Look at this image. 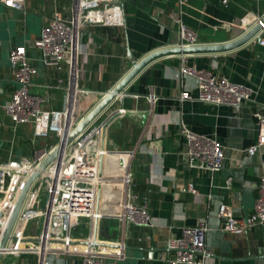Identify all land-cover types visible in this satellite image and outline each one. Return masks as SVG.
<instances>
[{
    "label": "crops",
    "instance_id": "crops-1",
    "mask_svg": "<svg viewBox=\"0 0 264 264\" xmlns=\"http://www.w3.org/2000/svg\"><path fill=\"white\" fill-rule=\"evenodd\" d=\"M72 0H26L25 10L8 7L0 1V163L31 159L37 148L58 145L59 137L37 139L32 124L15 127L5 111L17 88L10 61L11 50L27 45L28 55L38 72L32 93L44 96L45 109L63 110L67 103V71L44 65L41 51L33 42L57 12L68 8ZM124 27H95L84 33L82 42L90 52L84 58L86 76L81 87L90 91L79 98L77 114L85 116L132 69L129 50L136 60L179 43L178 26L172 18L180 15L183 22L198 35L200 44H221L244 35L249 13L264 14V0H122ZM183 63L213 71L231 82L255 88L257 103L264 106V47L249 43L220 54L172 56L147 67L105 113V120L124 111L110 127L109 149L135 151L132 162L133 180L139 203H148L153 227H138L113 219L100 224L102 242L119 245L122 257L107 264H168L174 251L168 248L171 237H181L184 227H195L207 217L210 230L207 248L212 253L209 264H264V228H254L235 235L222 231L225 220L219 217L226 205L237 219L252 213L258 196L257 185L264 169L261 157L245 159L237 151L252 147L258 139L254 106L214 105L197 100L194 78H178ZM189 91L195 99L180 100ZM155 95L156 101L149 99ZM182 125L192 131L217 139L227 147L224 168L216 173L198 171L187 166ZM103 139V130L101 140ZM101 140L99 145H101ZM48 141V142H47ZM56 141V142H55ZM264 157V150L262 151ZM112 158H115L112 156ZM123 166V162L120 163ZM232 179V189L227 181ZM193 183L196 193L185 192ZM36 223L33 225L35 227ZM85 238L86 221L75 230ZM122 248V249H120ZM35 255L5 256L1 264H37ZM54 264H64L57 258Z\"/></svg>",
    "mask_w": 264,
    "mask_h": 264
},
{
    "label": "built area",
    "instance_id": "built-area-1",
    "mask_svg": "<svg viewBox=\"0 0 264 264\" xmlns=\"http://www.w3.org/2000/svg\"><path fill=\"white\" fill-rule=\"evenodd\" d=\"M0 1L19 10H25L26 7V0ZM185 1L179 0V4L183 5ZM229 2L223 0L226 6ZM64 10L66 12H57L44 27L41 36L34 40L33 47L41 51L46 67L68 72L67 81L59 80L62 85H66L65 109H45L44 96L32 93L38 69L28 55L27 45L15 46L10 52L17 88L10 103L4 107L15 127L32 124L37 139H50L57 135L58 145L83 119L84 116L79 117L77 114L79 98L90 93L81 87V81L86 76L84 58L90 54L82 42L84 33L95 27L126 25L122 0H72L71 5ZM263 17L261 13H249L244 18L247 24L244 34L262 23ZM172 18L178 26L177 46L202 45L197 33L183 22L179 14H173ZM250 43L264 47V27ZM177 76L181 80H196L199 91L196 99L199 101L235 108L246 104L255 107L253 115L257 120V142L237 153L243 154L245 159L260 156L264 169V106L255 99L258 91L231 82L213 71L191 67L186 63L181 65ZM149 99L156 101L153 94ZM192 99L195 98L189 91L180 95L181 101ZM105 121L100 124L96 122L72 145L64 147L60 156L36 179L13 232L17 240L9 242L3 250L4 257L35 255L37 264H54L57 258H62L64 264H107L108 259L122 257V254L116 253V249L93 246L96 221H99V226L106 219L129 222L138 227L154 226L148 203H139L135 191L132 174L135 151L111 150L107 142L105 147L102 140L101 145L98 143L96 132L100 127L103 129ZM182 135L185 139L183 154L190 169L216 173L224 168L227 158L225 145L185 125H182ZM58 145L37 149L32 159L0 163V241L25 181ZM232 182L231 178L227 181V189H232ZM183 191L196 193L193 183H189ZM257 193L254 209L244 219L235 218L226 205L220 208L219 217L225 220L222 231L240 235L254 228H264V171L257 185ZM85 221L89 228L88 236L81 238L74 235ZM209 230L208 219L203 217L197 226L184 227L181 237H171L168 248L174 251V256L167 260L168 264H209L212 256L206 244ZM32 239L38 241L33 242ZM82 241L88 244L83 245L80 243ZM98 241H101L99 236Z\"/></svg>",
    "mask_w": 264,
    "mask_h": 264
},
{
    "label": "water",
    "instance_id": "water-1",
    "mask_svg": "<svg viewBox=\"0 0 264 264\" xmlns=\"http://www.w3.org/2000/svg\"><path fill=\"white\" fill-rule=\"evenodd\" d=\"M264 27V17L262 23L254 26L249 32L242 35L241 37L234 39L233 41L221 44H203L193 47H168L155 51L141 60H136L132 51L129 50V58L133 63L132 69L129 73L113 88L104 92L101 101L88 112L80 123L75 127V129L65 138L61 139L60 144L56 149L49 155V157L41 164V166L25 181L19 197L16 201L15 207L12 211L9 223L4 232V235L0 241V264L4 258L3 250H5L11 240H17L13 237V232L18 222L19 216L23 210L28 194L36 181V179L42 174L59 156L64 147H68L73 144V142L90 126L98 122L105 113L112 106V104L122 95L127 93V88L138 78V76L151 64L172 56H190V55H201V54H220L227 53L239 49L247 44H249L263 29ZM124 111L115 112L111 117L107 118L103 125V139L102 144L105 147L108 137V132L110 127L114 122L123 115ZM24 180V177H21ZM1 219V214H0ZM1 226V223H0ZM103 232L100 231L99 221H96L95 234L93 246L104 247L111 249H119V245L113 243H107L98 241V236L102 235ZM33 242H37V239H32ZM83 245L88 244V242H80Z\"/></svg>",
    "mask_w": 264,
    "mask_h": 264
},
{
    "label": "bare ground",
    "instance_id": "bare-ground-1",
    "mask_svg": "<svg viewBox=\"0 0 264 264\" xmlns=\"http://www.w3.org/2000/svg\"><path fill=\"white\" fill-rule=\"evenodd\" d=\"M102 127H100L98 130H97V132H96V136H97V138H98V140L100 141L101 140V133H102ZM99 143V142H98Z\"/></svg>",
    "mask_w": 264,
    "mask_h": 264
},
{
    "label": "rangeland",
    "instance_id": "rangeland-1",
    "mask_svg": "<svg viewBox=\"0 0 264 264\" xmlns=\"http://www.w3.org/2000/svg\"><path fill=\"white\" fill-rule=\"evenodd\" d=\"M104 120H105V116L102 117V118L98 121V123L100 124V123L104 122ZM53 137H54V136H53ZM53 137H52V139H53ZM50 139H51V138H50ZM50 139H48V140H50ZM52 139L50 140V142H48V141H47V142H48V143H51V142H52ZM55 142H56V141H55ZM37 149H42V148H37ZM32 158H33V157H32ZM32 158H31V159H32ZM86 222H87V221H86ZM75 234H76V233H75ZM75 234H74V235H75Z\"/></svg>",
    "mask_w": 264,
    "mask_h": 264
}]
</instances>
